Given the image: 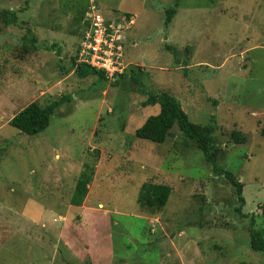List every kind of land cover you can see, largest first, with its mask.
<instances>
[{"label":"rangeland","instance_id":"1","mask_svg":"<svg viewBox=\"0 0 264 264\" xmlns=\"http://www.w3.org/2000/svg\"><path fill=\"white\" fill-rule=\"evenodd\" d=\"M78 1L0 0V264H264L249 233L251 218L264 229V0H96L112 20L132 18L125 58L138 81L75 72ZM160 91L213 125L227 153L217 165L242 182L247 217L236 187L177 126L164 143L135 135ZM67 95L38 134L8 123ZM145 182L172 187L162 210L139 205Z\"/></svg>","mask_w":264,"mask_h":264},{"label":"trees","instance_id":"2","mask_svg":"<svg viewBox=\"0 0 264 264\" xmlns=\"http://www.w3.org/2000/svg\"><path fill=\"white\" fill-rule=\"evenodd\" d=\"M95 4L101 10L107 22L112 21V17L105 16L103 8L99 3H97L96 0ZM176 5H178V2H176ZM75 7L78 9L77 18L82 21L84 31V29H86V26H89V21L85 17V13L89 8V1L79 0L78 2H75ZM4 13L5 16H3V19L6 24L9 25L17 23V17L14 12L4 11ZM166 13V24H168L171 21L173 15L176 13V9L169 8L166 10ZM83 31L81 36L83 35ZM124 43L123 51L125 55ZM79 44L77 47V51L79 49ZM75 60L76 54L74 63ZM140 69V67L138 68L132 66L130 67V69L127 68L119 76L121 78H125L128 72L132 80L138 81L137 77L140 74ZM75 72H77V74H79V76L81 77H86L90 74H93L97 75L100 79H108L103 70L96 69L89 65L79 64L76 67ZM69 99L70 96L67 95L60 99H56L47 105H42L37 101H33L24 108H22L20 111H18L16 114H14L13 117L8 121V123L19 129L22 133L29 135L38 134L48 127L51 117L54 114L55 110L61 107L60 105L65 100ZM156 104L160 105L159 112L155 115L149 116L145 120V122L136 129L135 135L138 138L147 139L152 142L164 143L170 136L173 127L177 126L180 131L183 132L188 139L193 141L197 148L204 153L206 160L214 166L215 171H217L219 175H224L236 187L237 195L240 202V207H238L236 210L241 213L242 216L247 217L248 214L246 215L241 212V207L246 202L242 192V182L238 179V176L235 173L225 171L217 165V160L223 159L227 153H224L222 151L223 153L219 152L218 154V145L214 136L215 129L213 125H204L191 121L188 113L184 110L179 99L167 91H160L158 93L148 95L146 105ZM230 135L231 139L236 144H242L247 142V137L238 130L232 131ZM95 166L96 163L92 164L91 167H89L88 165H84V168L81 170L71 197V204L73 206H80L83 204L88 193V185L93 180ZM171 192L172 187L169 185L162 183L145 182L140 188L138 203L142 207H147L149 209L160 211L166 206ZM255 224V219L251 218L249 226L251 246L255 251H264V229L256 228Z\"/></svg>","mask_w":264,"mask_h":264},{"label":"built area","instance_id":"3","mask_svg":"<svg viewBox=\"0 0 264 264\" xmlns=\"http://www.w3.org/2000/svg\"><path fill=\"white\" fill-rule=\"evenodd\" d=\"M85 17L89 26L84 29L79 41L75 63L101 69L110 79L118 77L131 63L126 62L123 43L125 30L133 24L132 18L124 16L107 22L95 0L89 2Z\"/></svg>","mask_w":264,"mask_h":264},{"label":"crops","instance_id":"4","mask_svg":"<svg viewBox=\"0 0 264 264\" xmlns=\"http://www.w3.org/2000/svg\"><path fill=\"white\" fill-rule=\"evenodd\" d=\"M109 16L111 17L113 15V13L109 12ZM125 13H128V14H131L132 12L128 11V10H125L124 12H122L121 14H125ZM116 15V14H114Z\"/></svg>","mask_w":264,"mask_h":264}]
</instances>
